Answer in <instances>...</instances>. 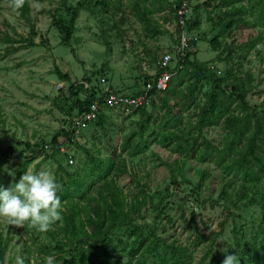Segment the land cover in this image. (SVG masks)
<instances>
[{
	"label": "rangeland",
	"instance_id": "1",
	"mask_svg": "<svg viewBox=\"0 0 264 264\" xmlns=\"http://www.w3.org/2000/svg\"><path fill=\"white\" fill-rule=\"evenodd\" d=\"M62 1L30 0L29 20H26L18 9L9 7V0H0V150L8 146L20 150L24 148L21 144L24 141L34 143L50 140L61 124V119H64L65 111L76 104L75 98L67 97L70 94L68 87L73 81L90 78V86L102 93L111 85L117 91L134 89L146 75L155 77L160 56L167 50L172 51L179 37L180 30L177 29L174 13H171V7L177 0L147 2L157 22L152 21L154 24L151 28H146L145 22L135 12L132 0H106V9L93 6L96 0H91L80 12L71 39L64 42L54 23V18L68 20ZM78 1L81 0H65L67 5L74 6ZM179 1L175 2L176 5ZM254 2L194 0L190 3L187 17H191V21L198 20L200 25L191 31L185 27L184 32L197 36L196 52L191 56L205 61L216 73L221 74L229 67H233L234 71H250L251 89L246 98L249 103H260L264 101V2L263 8L255 7ZM239 6L244 9L238 15V18L241 17L239 20L228 25L229 20L226 19L216 25V20L218 17L223 18L225 11ZM262 9L263 19H260ZM216 35L221 39L223 48L215 49L211 46L210 39ZM252 38H255L254 46L247 49L240 47V44ZM228 43L237 47L233 49L231 58L220 60L218 56L223 58L227 54ZM178 72L184 76L176 91L158 93L152 103L138 111L128 114L119 110L106 112L108 119L105 126L100 127L99 120L90 123L83 129L79 141L96 157L116 153V161L125 160L128 171L118 175L117 181L128 200L137 189L138 179L148 184L147 192L154 202H159L164 196L168 207L160 229L164 227L165 236L170 240L178 239L189 244L195 251V258H198L203 244H193L195 227L207 236L220 228L219 223L227 212L221 199L218 200L219 204L214 201L218 199L224 179L219 175L220 169L215 161L208 158L199 160L191 156L184 171L178 176L180 183L172 180L169 163L183 155L176 151V143L165 145L160 141L163 132H166L162 116L177 102L183 108L184 93L192 88L195 80L185 69ZM60 73H67L70 78L61 77ZM102 76L107 80L103 81ZM60 82L63 87L58 88L57 83ZM210 89L209 81L202 79L201 85L194 90L193 100L204 101L205 92ZM80 98L84 99V91L80 93ZM165 98L168 100L167 105H164ZM188 100L191 102L192 97ZM175 107L178 110L179 107ZM196 111L193 102L182 111L181 128H188L189 123L195 124ZM73 113L76 115L78 110L75 109ZM146 118L149 119L148 125H145ZM154 131L158 132L154 134ZM128 134H132V143L142 145V140L147 139L148 147L138 154L126 149L119 156V146ZM222 135L221 124H212L205 127L199 140L205 137L218 144ZM66 151L75 159L71 167L66 166V155L53 152L52 157L32 160L26 171L50 170L60 186V174L55 172V160H58L67 170L72 171L78 167L83 175H88L91 166L88 153L76 144ZM19 163L16 155L6 159L0 166V185L7 188L15 182L10 173H15L16 177ZM203 169L209 173L198 196H195L189 187L198 181ZM235 212L240 214L237 222L243 225V242L247 245L252 235L257 233L263 211L259 205L254 204ZM145 216L147 221L152 218L150 213ZM224 228V234L219 238V251L225 250L231 241L232 223L226 224ZM120 234L125 235L123 231ZM0 240V264H15L16 256H22L25 261L29 259V264H34L37 257L43 264L38 254L45 252L40 249L37 241L49 242L50 238L48 232L39 233L28 227L27 222L25 226L8 225L6 218L0 217ZM50 254L56 256L55 253ZM261 261L264 262V257Z\"/></svg>",
	"mask_w": 264,
	"mask_h": 264
},
{
	"label": "trees",
	"instance_id": "2",
	"mask_svg": "<svg viewBox=\"0 0 264 264\" xmlns=\"http://www.w3.org/2000/svg\"><path fill=\"white\" fill-rule=\"evenodd\" d=\"M148 1L132 0V5L141 20L145 22L146 28H151L154 24L152 21L155 20L152 17L154 12L147 5ZM29 2L30 0H26L24 6L18 9L20 15L26 20H29ZM89 2L91 0H81L74 6L67 5L65 0L62 1V5L68 13V20L54 18L62 41L66 42L71 39L80 12L86 8ZM175 2L177 3L178 0ZM175 2L171 7V13H174L177 29L180 30L175 7H173L176 6ZM263 2L264 0H255V7L263 8ZM93 6L106 9L107 2L106 0H96L93 2ZM243 10L242 6L231 7L224 12L223 18L218 17L216 25H220L226 19L229 20L228 25L232 24L241 18H238V15ZM262 14L263 9L260 19H263ZM199 25L198 20L191 21V17L185 16L187 30L191 31L193 27L197 28ZM210 44L215 49L223 48L218 35L210 39ZM254 45L255 38H252L240 44V47L247 49ZM235 47L228 43L227 54L223 58L220 56L218 58L220 60L231 58ZM195 52L196 50L188 52L183 60V69L195 78L193 86L184 93L183 108L177 102L175 105L179 107L178 110L174 105L163 114L162 125L166 132H163L160 141L165 145L176 143V151L183 155L182 158H176L172 163H169L173 174L172 180L177 184L180 183L178 176L184 171L185 164L191 156H195L199 160L208 158L215 161L220 169L219 175L224 179L218 199L214 200L216 204H219L218 200L221 199L223 208L227 210L219 223L220 228L205 236L197 226L195 227L193 244L196 246L198 243L203 244L199 257L195 258V251L189 244L178 239L170 240L165 236L164 227L160 229L163 226V217H165L168 207L164 196L159 202H154L152 196L147 192L148 184L138 179L137 189L128 200L117 181L118 175L128 171L125 160L116 161L114 156L116 153L107 157H96L92 153L90 154L91 150L83 146L77 139L72 141V146L76 144L88 153V161L91 163L89 174L83 175L78 167L72 171L67 170L58 160H55V172L60 174L58 177L60 187L57 194L62 201L63 218L56 222L53 229L48 231L49 242L37 241L40 249L45 252V254H38L41 259L50 253H55L56 264H221L225 253L218 250L219 238L224 234V226L232 223L231 241L226 242L225 251L228 254L237 253L241 257V264H264L261 261L264 257V184L262 183L264 178V101L249 103L246 98L251 89L252 75L250 71H234L233 67H229L223 73L218 74L205 61L191 56ZM160 70L162 69L158 67L156 75ZM60 75L70 78L67 73H60ZM183 76L184 74L180 72L176 73L165 91H176ZM147 78L148 75L142 80L144 84ZM202 79L209 81L211 89L205 92V99L200 102L193 100L195 98L193 94L195 88L201 85ZM89 80L90 78L85 77L83 81H73L68 87L70 94L67 97L75 98L76 104L68 107L66 111L64 110L65 115L76 116L85 111L90 102L103 97L105 91L99 93L94 86H86L85 82L89 83ZM191 84L190 82L189 85ZM108 88L112 89V85ZM83 91L84 99L80 98V93ZM162 92L151 89V103L157 98L158 93ZM190 97H192L191 102L188 100ZM163 101L164 105H167L168 100L165 98ZM192 102L197 109L194 112L197 120L194 125L189 123L188 128H181L182 111L190 107ZM75 109L78 110V113L73 115ZM108 111L110 110L104 109L100 113L98 125L102 128L108 119L106 113ZM61 122H64L63 118ZM218 123L223 129L222 139L218 144H214L205 137L199 140L206 126ZM148 124L149 119L146 118L145 125ZM140 132L142 131L140 130ZM61 139H71V135L66 130L57 128L48 141L39 140L34 143L24 141L21 142L24 148L20 150L8 146L0 150V166L11 155L16 154L20 161L15 177V180L18 181L26 171L27 165L39 157L40 148H43L44 143H50L52 150L47 152L43 158L52 157L53 152L61 154L57 148ZM131 139L132 134H128L122 140L119 146V156L126 149H130L133 154H138L148 147L147 139L142 140V145L138 142L132 143ZM61 155L65 156L66 154ZM66 166L71 167L72 164H66ZM208 173L207 169H203L198 181L190 185L189 190L193 195L198 196ZM254 204L260 206L263 216L260 217L256 235H252L247 246L243 242L245 239L243 225H239L237 222L240 214L235 211ZM149 213L152 214V218L147 221L145 215ZM167 217L170 219V216L167 215ZM122 231L125 235L120 234ZM223 239L227 241L224 236ZM33 240L36 241V237ZM51 249L54 251L51 252ZM25 264H29V259L25 261ZM34 264L42 263L35 257Z\"/></svg>",
	"mask_w": 264,
	"mask_h": 264
},
{
	"label": "built area",
	"instance_id": "3",
	"mask_svg": "<svg viewBox=\"0 0 264 264\" xmlns=\"http://www.w3.org/2000/svg\"><path fill=\"white\" fill-rule=\"evenodd\" d=\"M194 0H180L175 7V13L178 19V26L180 27V33L177 41L174 44L173 50H167L160 56L158 60V67L162 70L155 75V77H148L143 83L141 90L137 93L123 92L114 89L107 88L101 99H95L82 113H78L76 116H64V122L57 127L66 130L71 135V139L59 140L58 150L62 154H66L67 164L75 163L74 157L68 154L66 149L72 146V141L79 139L82 136L83 129L90 123L99 120V116L102 110H119L123 114H128L136 109L143 108L151 103L152 94L151 89L162 92L165 91L170 84V80L176 75V73L184 68L183 60L188 54L196 50L197 36L187 35L184 32L185 28V16L189 12L190 3ZM103 81L107 78L102 76ZM83 81V80H82ZM86 86L90 84L85 82ZM57 87H63L62 82L57 83ZM56 147V146H55ZM41 152L39 158L44 157L47 152L52 150L50 143H44L43 148H40ZM29 154V153H28ZM16 154H13L15 156Z\"/></svg>",
	"mask_w": 264,
	"mask_h": 264
},
{
	"label": "clouds",
	"instance_id": "4",
	"mask_svg": "<svg viewBox=\"0 0 264 264\" xmlns=\"http://www.w3.org/2000/svg\"><path fill=\"white\" fill-rule=\"evenodd\" d=\"M26 0H9V7L20 9ZM13 181L10 187L0 185V217L6 218L8 225L25 226L39 233L48 232L52 225L62 220V201L58 196L59 185L52 172L41 169L38 172L25 171L18 181L15 173H10ZM225 253L221 264H241L238 254ZM43 264H56L54 255H46ZM15 264H25L22 256L15 257Z\"/></svg>",
	"mask_w": 264,
	"mask_h": 264
},
{
	"label": "crops",
	"instance_id": "5",
	"mask_svg": "<svg viewBox=\"0 0 264 264\" xmlns=\"http://www.w3.org/2000/svg\"><path fill=\"white\" fill-rule=\"evenodd\" d=\"M142 82H143V81H139V86H138L137 88H134V89H131V88H125V90H123V91L137 92V91L141 90L142 85H143ZM112 89H115V88L112 86ZM115 90H117V89H115Z\"/></svg>",
	"mask_w": 264,
	"mask_h": 264
}]
</instances>
